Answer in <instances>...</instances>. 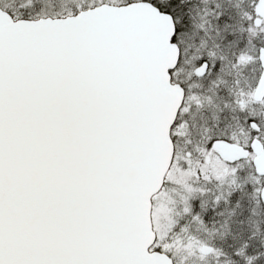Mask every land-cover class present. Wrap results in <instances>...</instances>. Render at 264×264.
Masks as SVG:
<instances>
[{
  "label": "snow or ice",
  "instance_id": "6c2138e0",
  "mask_svg": "<svg viewBox=\"0 0 264 264\" xmlns=\"http://www.w3.org/2000/svg\"><path fill=\"white\" fill-rule=\"evenodd\" d=\"M0 264H264V0H0Z\"/></svg>",
  "mask_w": 264,
  "mask_h": 264
}]
</instances>
